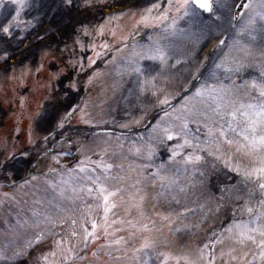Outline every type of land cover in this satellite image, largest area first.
<instances>
[{
    "label": "snow or ice",
    "instance_id": "6c2138e0",
    "mask_svg": "<svg viewBox=\"0 0 264 264\" xmlns=\"http://www.w3.org/2000/svg\"><path fill=\"white\" fill-rule=\"evenodd\" d=\"M120 2L122 0H114V3ZM8 3L15 6V14L5 11L0 18V65L4 66L17 55L12 50L13 41L19 49L20 62L28 59L24 49L29 45H24L23 48L19 46L23 45L29 31H34L37 24H42L38 10L43 5L38 0H0V9H4ZM97 5L112 10L108 13L109 20L106 23L128 14L105 0H58L57 10L63 12L70 21L74 11L81 8L87 11ZM25 10H37V15L32 17L35 24L20 19ZM154 10L159 13L155 17L152 16ZM173 10L175 15L172 14ZM153 20L164 22L158 35L149 36L144 44L135 41L131 34L122 37L120 43L123 46L116 49L122 55L119 59L113 56L111 61H107V64L114 66L117 75L121 78L128 77L129 95L139 101L136 109L141 112L140 118L121 124V128H130L133 124L139 125L142 122L148 115L142 106L151 105L153 110L159 109L162 113L154 118V123L147 126V137L133 141L129 148V155L141 161L134 166L137 177L123 175V165L105 162L107 148L100 153V161L91 162L95 167L89 174L84 160L79 161L75 168H69L60 164L58 155H70V152L61 151L53 155V149L45 147V154L51 156L57 167H50L42 176H27L18 189L24 192L26 188L43 182L57 192L60 203L52 208H41L39 205L42 201H34L37 207L32 208L31 219L18 220L8 236L0 242V264H8L26 254L28 249L44 245L49 237H53V247L41 259L44 264H65L71 260H84L85 257L78 250L79 244L83 243L86 250L89 242L100 239L101 231L111 243L99 245V249L124 245L123 237L113 239L120 230L115 225H127L133 230V236L151 232L155 228V222H151L150 228L149 224H138L132 219L112 218L115 210L125 204H130L126 209L129 214L135 209L139 217H144L141 208L144 197L139 196V200L134 195L126 198V189L120 186L129 179L133 180L131 186L136 189V194L142 191L145 182H150L153 187L158 183L161 188L158 195L164 198L172 210L167 215H157L169 225L180 221L183 228H199L210 216L226 207V200H243L241 211L246 212L249 219L237 221L234 218L233 223L226 228L212 233L195 259L185 256L184 261L185 264H216L215 249L219 247L220 264H230L231 261H243L248 255L247 252L237 255L238 248L254 247L258 250L259 260L264 264V0H244L243 3H237L236 0H175L173 3V0H167V7L153 4L142 12L137 24L155 28ZM194 29L197 31L194 32ZM53 30L54 26L42 28V34L36 35V39L43 45L41 62L36 72L39 73L44 68V61L47 59L49 67L54 68L49 80L60 84L65 80L68 82L63 98L66 100L69 94L80 91L81 76L87 75L97 60L111 49L112 46L105 40L111 30L105 24L91 26L80 22V27L74 25L72 28L71 44L65 43L63 48L58 45L52 47L46 42V37L50 38ZM22 31L24 34H21ZM55 31L59 33V28L55 27ZM228 32L232 36L222 38ZM111 35L115 37L116 33L111 32ZM193 35L198 39L216 40L213 44L216 56L212 59L211 68H207L210 57L193 64L190 48ZM97 39L101 43L97 44ZM129 40H132L131 46ZM88 50L93 52V56H89L88 63L85 64L82 56ZM253 59L259 62V81L253 79L250 83H238L236 79H232L234 76L239 78L241 72L251 66L248 61ZM202 69H207V74ZM24 70L30 73V65H24ZM98 75L100 73L88 76L86 84H91ZM174 87L180 91H171ZM254 91L259 94L258 103L240 102L242 96H251ZM177 97H182L179 105L174 103ZM46 99L54 104L63 103L55 88L51 89ZM86 107L87 102L84 107L77 106L71 111L66 108L48 135L42 138L43 144L47 146L58 142V138H62L66 122L77 111L85 113L82 122L89 123ZM35 116L37 123L46 122V108L42 106V110ZM193 124L196 125L194 129ZM116 141L123 149L120 137H116ZM29 142L36 143L31 139ZM161 146L167 147L170 155L167 162L156 164L155 157ZM233 147L236 154L248 158V165L236 162V155L225 150ZM0 155H3L0 174L11 178L14 173L10 166L15 154L5 149ZM22 155L26 160L31 158L27 150ZM208 157L222 161L224 168L235 172L241 180L236 185H224L220 189L219 199L205 200L196 208L188 207L187 202L195 194V190L205 187L214 174L215 165L210 163ZM97 169L100 170L98 174ZM240 185L244 186L245 192H241ZM12 187H17L15 182ZM24 194L28 195L27 192ZM257 195L258 207H254L252 205ZM4 197L8 198V194L4 193ZM11 199L15 201L16 198L13 196ZM89 199L91 203L88 202ZM64 201L68 204L65 205ZM78 203L81 213L79 216L76 214ZM173 205L175 208H172ZM194 215H197L195 224H183V221ZM57 228L62 231H54ZM21 230L30 232V237L22 245L18 244ZM56 236L60 238L54 239ZM155 244L154 237L143 236L141 248L135 251L154 248ZM226 245L227 251L224 250ZM9 249H12L11 255L8 254ZM224 257L229 259L225 260ZM167 259L165 254V260ZM253 259H256L255 254Z\"/></svg>",
    "mask_w": 264,
    "mask_h": 264
},
{
    "label": "rangeland",
    "instance_id": "374dc122",
    "mask_svg": "<svg viewBox=\"0 0 264 264\" xmlns=\"http://www.w3.org/2000/svg\"><path fill=\"white\" fill-rule=\"evenodd\" d=\"M141 1H144V3H140ZM40 4L43 5L38 11H39V17L42 22H47L45 25L47 28L49 26H54L53 33L50 38L46 37V42L51 44L52 47H56L57 45L61 48H63L65 43L71 44V40L73 37H68L66 33L72 29L74 26L73 19L70 21L64 16V13H61V16L55 15L54 18H51L58 10H57V3L58 0H38ZM106 3L112 4V5H124L128 2H130L132 5L130 7V11L126 12L127 15H124L127 17L128 15L133 14L137 18H140V14L144 12L146 9L150 8L153 4H161L164 7H167V3H165V0H122L120 3H114V0H105ZM173 3H175V0H173ZM137 5V6H135ZM101 5H97L96 8L90 9V10H83L82 8L79 9L80 12H84L85 14L82 17H85L86 21L85 24H89L91 26H96L98 23L97 19L100 18L99 13L97 10L99 9ZM5 11H10L13 15L15 14V6L11 5L10 3L6 4L4 9H0V18H2L3 13ZM162 11V9L160 10ZM46 15H45V14ZM47 13H53L51 17L47 15ZM37 15V10H25L23 13H21L20 19L23 21H31L32 23H36V21L32 20L33 16ZM91 15V16H90ZM175 15V11L174 14ZM207 18V14H205L204 19ZM75 21V25H76ZM163 23H161L160 26L148 27L145 28L142 24L138 25L136 24V27L133 28V30L130 32V34L133 36L135 41H138L141 44H144L148 41V37L152 36L155 37L162 31ZM40 26V24H37L35 30ZM182 26L183 23H182ZM55 27L59 28V33L55 31ZM21 29H23V25H21ZM194 32L197 30H193ZM29 31L27 35L30 33ZM21 34H24L22 31ZM125 34V33H124ZM129 36V35H128ZM232 36L231 32H228L225 34L222 38H230ZM125 37V36H124ZM205 41L203 38H199L196 35H193L190 40V48L192 50V56L193 59L196 58V53L199 49V47L202 45V43ZM34 44L31 46L33 52L31 54L26 55L28 59L23 60L22 63H20L16 70L10 71L9 69L6 71H3L4 73H0V153H4L3 146L6 145V140H8L10 137L15 138L18 137V134L21 137L22 143L21 146L16 145L13 149V153L15 154V159L12 161L11 169L13 171V176L11 178H6L3 174H0V181L4 182L5 184L13 183V182H21L23 181L31 172L34 175L41 174V172L47 173L50 167H57L51 159L50 155H46L45 157H41L42 154L45 153L44 149L45 147L53 149L52 154L57 155L61 151L68 153L70 152L72 155L75 149L74 145L70 144H62V143H49L47 146L41 142L42 145L38 144L39 138H43L44 136L48 135V132L55 126L52 127L51 124L56 122L58 117L60 115L64 114L65 109L67 108L70 110V108L73 106L71 105L74 100L71 99V94L67 96L66 100H63L65 96V88H61L62 90H59L58 83L54 80L53 84L50 82L51 87L48 86H39L37 88L34 87L35 82L38 80L37 76L31 74L27 71H24L22 76L18 75V73L22 72L24 69V65L28 64L31 68H33V65L35 64L36 60L40 61L41 51L37 52V49L42 47V42L37 40L33 42ZM129 45L131 46L132 40L128 41ZM116 46V45H115ZM18 49L17 44L15 41L12 43V50ZM117 47H113L111 50L108 51V53L104 56H101L100 59L97 61L95 65L92 66L91 70L87 72V75H82L80 80V91H79V103L77 106L84 107L85 102H87L86 107V114L89 119V123L91 125H95L96 127L105 128L106 131H111L112 135H94L88 139H90L89 144H85L81 156L82 160L87 162V170L90 174L92 172V169L95 167L92 161H100L101 155L100 153L107 148L108 154L104 157L105 162L107 163H113L115 165H123V175L129 177V178H135L133 176L132 172L134 170V166L136 163H140L141 161L137 158H133L129 155V148L132 146H127L125 142H122L123 139L126 138L123 137V134L125 133V129L127 128H121V124L129 123L132 120L139 119L141 116V112L136 109V106L139 104V101L135 98L129 95L128 88V77L121 78L119 75L116 74L114 70V66L107 64V61H111L113 56L119 57L122 55L121 53H117L116 51ZM19 51V49L17 50ZM79 51V50H78ZM90 54V50L86 52V54H83L84 57L88 56ZM29 55V56H28ZM82 56V57H83ZM216 54L212 56V59H214ZM83 57V58H84ZM248 63L251 65L249 67H246L240 74V77H232V79H236L238 83H243L244 81H248L249 83L255 79L257 81L260 80V68H259V62L256 59L248 61ZM48 61H44V66L46 72L48 71ZM16 71V72H15ZM93 73H100V75L94 77L93 82L91 84H86L88 76H92ZM17 74V75H16ZM41 77L39 79L49 78L50 76H47L45 73H40ZM47 76V77H45ZM26 85V86H25ZM33 89H29L32 88ZM52 88H55L60 97L63 100L62 104H54L53 102L46 99V97L49 96V93ZM173 92H178L179 90L171 89ZM258 92H252L251 96H242L240 98L241 103H254V101H258ZM179 99H176L174 103L176 105H179L181 102V97H177ZM42 106L46 108V116L47 121L46 122H40L37 123V118L35 114L38 111L42 110ZM145 108V111H147L148 115L144 117L142 122L139 125L133 124L131 127L135 128L137 126H140L143 124V122L146 120L149 122V124H152L155 122L154 118L158 115H162V113L159 111V109L153 110L151 105H145L142 106ZM81 113L80 111H77L76 114ZM80 115V114H79ZM85 116V113H83V118ZM81 117V115H80ZM73 118V117H71ZM23 120V128L20 127H14L13 124L15 121L21 122ZM83 120V119H82ZM82 120L75 122L72 126L69 125L70 119L66 122L65 128L63 132L61 133V137L64 135H68V138L76 137L81 130L86 129L83 128V122ZM31 124V129L33 135H35V142L37 143L36 147H30V148H24L28 146L29 137L31 136L30 129L27 133H25V127L28 125H25V123ZM107 122V123H104ZM29 124V125H30ZM130 127V128H131ZM193 129L196 127L195 124L192 125ZM47 129V131L45 130ZM89 129V128H88ZM129 129V128H128ZM134 134L130 137V141H136L139 140L138 137H143L141 133L137 131H133ZM116 134H119L120 143L125 145L123 149L119 147V144L116 141ZM201 138H203V132L200 133ZM7 137V139H5ZM39 137V138H38ZM74 137L72 139H74ZM108 138H114V139H108ZM60 140V138H58ZM72 141V140H71ZM20 147V148H19ZM27 150L28 153H30L31 158L25 159V157L22 155V152ZM166 153V154H165ZM236 155V162L237 159H240L241 161H245L246 157H243L240 154H236L235 152H232ZM165 154L164 156H161ZM70 155H58V159L60 161V164H71L72 160ZM169 151L167 147L161 146L157 152V155L155 157V163L160 164L168 161L169 158ZM161 157V158H160ZM3 159V155H0V160ZM21 159L25 160L21 162ZM161 159V160H160ZM210 163L215 165L214 174L211 177L209 186H205L202 188H197L195 190V194L191 196L190 200L187 202V206L191 208H196L199 203V200L202 198L203 201L209 200V198H217L219 199L221 196L220 189L226 185H236V182H229L230 177L232 179H236L239 181L241 180V177L236 178L233 174V172H230L228 169H224L223 167H219L220 163H223L222 161H215L212 157H208ZM244 159V160H243ZM248 159V158H247ZM164 160V161H162ZM16 163V165L14 164ZM37 166L31 171V168L29 169L30 165ZM243 164V163H242ZM223 165V164H222ZM77 165L73 164V168H75ZM131 166V167H130ZM29 169V170H28ZM222 170L226 171L223 172ZM99 169H97V174L99 173ZM235 173V172H234ZM83 175V174H80ZM213 178L217 179V183L220 182L221 186L217 185L216 187L211 186V181ZM55 179V178H53ZM133 180L129 179L126 182L121 183V187H124L126 189L125 196L126 198L128 196H137L136 189L132 187ZM42 190L43 191L38 192L34 187H29L24 190V192H27L28 195L19 193V189H16V193L11 194L8 197L7 202L10 203V209L5 210V212L2 211V208L0 209V226L5 227V231L8 233H5L3 235H0V242H3V240L8 236L9 232L11 231V228L14 227L17 224V221H23L25 219H31L32 215V208L37 207V205L34 204L35 200H40L42 203L47 204V200H53L56 201L55 198H58V195L52 194V191L49 190V188L41 183ZM241 192H245L246 189L242 186H240ZM130 190V191H128ZM161 192V188L159 184L157 183V201L160 209H158V213H165L168 214L169 211L172 209L169 208L168 204L164 200V198L158 193ZM215 195V196H214ZM15 196V201L11 199V197ZM212 196V197H211ZM210 199V200H211ZM259 200V195L256 196L255 200L253 201L254 207H258V204H256V201ZM225 204L227 206V213L231 214L235 220H248L249 216L246 212H242L241 209L243 207V200L236 201V200H226ZM156 205V202H155ZM80 206L79 203L76 207ZM39 207L43 208V204L39 205ZM122 208H129L130 204H125L124 206H121ZM156 207V206H155ZM172 208H175V205L172 206ZM166 212H164V211ZM131 212H135L136 215L138 213L135 209H132ZM202 215V214H197ZM197 215L189 217L187 220L183 221V224H195L197 220ZM139 216V215H138ZM141 218V217H140ZM115 219V218H114ZM158 221H155L157 223V228L159 229L160 224L164 225V228H161V233L163 234L162 238H158L159 232L155 231L152 234H148L147 236H152L156 240V244L154 248H148L146 251L142 253V256L139 259V263L137 264H151L152 256L153 258H157L163 261L165 260V254L168 256V259L171 257L172 259L178 258V260H182V262L185 263L184 257L187 256L191 259H195L199 255V250L197 251L194 248L195 240L197 242L198 239H200V243L207 242L209 240V237L213 233V225L216 222L218 218L210 216L206 223L202 224L199 228H183L180 221H176L175 223L169 225L166 221L162 220L161 217L157 216ZM234 220V219H233ZM232 220V222H233ZM117 226V225H115ZM114 226V227H115ZM180 229L177 231L176 229ZM23 233H20L18 244H21V240L24 242L25 239L30 237V232L25 233L24 230H22ZM27 231V230H26ZM49 239V238H48ZM50 240V239H49ZM159 241H162V244H164L165 248H160L158 244H160ZM111 242L107 243L110 244ZM52 243H44V245L38 247L37 249L43 250L45 247L49 246ZM161 245V244H160ZM162 246V245H161ZM228 246L226 245L224 250L227 251ZM115 250V245H111L110 248H104L102 250V256L101 258L96 260H89L86 262V264H132L133 259L136 258L134 256L135 254L132 252H126L124 254L123 250L118 251V255L120 258L115 259L113 257V254ZM12 249L8 250V254L11 255ZM29 251V249H28ZM207 251V250H206ZM247 252L248 255L245 257L243 261H231L230 264H262V262L258 258V250L254 247L249 248H243L239 249L237 251V255H243V253ZM215 253L217 256V262L216 264H220V248L217 247L215 249ZM256 255V259H253V255ZM26 256L21 255L17 257L14 261H9L8 264H22L21 259ZM36 256V262L35 264H39V252L35 253ZM130 256V258H129ZM35 258V257H34ZM167 259V260H168ZM225 260H228V257H224ZM72 261V260H71ZM69 261H67L68 263ZM65 262V264H67ZM80 264V263H79Z\"/></svg>",
    "mask_w": 264,
    "mask_h": 264
}]
</instances>
